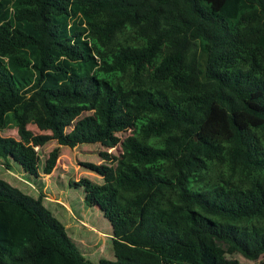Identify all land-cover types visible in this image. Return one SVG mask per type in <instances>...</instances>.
I'll list each match as a JSON object with an SVG mask.
<instances>
[{
	"label": "trees",
	"instance_id": "obj_1",
	"mask_svg": "<svg viewBox=\"0 0 264 264\" xmlns=\"http://www.w3.org/2000/svg\"><path fill=\"white\" fill-rule=\"evenodd\" d=\"M101 141L72 185L114 259L0 178V264H264V0H0V156L38 176Z\"/></svg>",
	"mask_w": 264,
	"mask_h": 264
},
{
	"label": "rangeland",
	"instance_id": "obj_2",
	"mask_svg": "<svg viewBox=\"0 0 264 264\" xmlns=\"http://www.w3.org/2000/svg\"><path fill=\"white\" fill-rule=\"evenodd\" d=\"M91 114V111L82 112L69 121ZM27 127L36 137L34 148L40 155L46 154L55 144L48 130L36 122L28 123ZM14 131V127H9L1 133L15 135ZM126 133L127 130L121 131L118 136L122 138ZM99 150L118 152L119 144L101 141L83 142L73 147L60 145V154L51 171L39 172L38 176L23 171L20 164L11 158L0 156V178L29 195L37 196L41 192L43 205L61 222L66 235L82 255L92 262L100 258L114 259L110 241L111 225L97 206L83 203L82 188L73 186L72 182L80 176H86L95 182L102 181L100 175L81 165L83 162H99ZM230 255L239 261L259 264L258 260L248 259L239 252ZM259 259H264V253Z\"/></svg>",
	"mask_w": 264,
	"mask_h": 264
},
{
	"label": "crops",
	"instance_id": "obj_3",
	"mask_svg": "<svg viewBox=\"0 0 264 264\" xmlns=\"http://www.w3.org/2000/svg\"><path fill=\"white\" fill-rule=\"evenodd\" d=\"M82 221V220H81ZM84 222V221H83ZM86 223V222H85Z\"/></svg>",
	"mask_w": 264,
	"mask_h": 264
}]
</instances>
